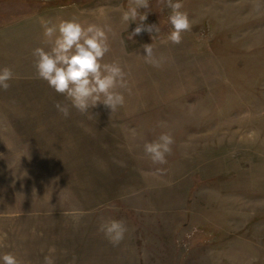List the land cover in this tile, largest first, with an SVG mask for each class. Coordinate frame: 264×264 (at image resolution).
<instances>
[{"label":"rangeland","instance_id":"obj_1","mask_svg":"<svg viewBox=\"0 0 264 264\" xmlns=\"http://www.w3.org/2000/svg\"><path fill=\"white\" fill-rule=\"evenodd\" d=\"M192 22L166 38L170 10L150 0L142 32L128 0H0V255L44 264H264V0H181ZM108 24L130 93L115 112L81 114L38 79L43 25ZM157 37L153 40V37ZM153 44L160 68L145 63ZM69 104L65 118L55 107ZM173 137L167 163L143 145ZM121 220L113 246L99 230Z\"/></svg>","mask_w":264,"mask_h":264},{"label":"clouds","instance_id":"obj_2","mask_svg":"<svg viewBox=\"0 0 264 264\" xmlns=\"http://www.w3.org/2000/svg\"><path fill=\"white\" fill-rule=\"evenodd\" d=\"M159 4L170 10L168 21L171 31L166 40L172 44L182 42V34L190 31L192 22L189 14L183 11L181 0H158ZM150 0H128V7L122 11L121 21L128 26L136 22L137 26L128 36H134L147 31H155L160 35V27L145 25L147 12L140 9H149ZM44 44L33 50L34 68L38 79L47 82L56 93L63 95L70 106L79 113H89L91 108L102 103L106 108L115 112L125 103L124 94L119 89L128 88L126 73L118 62L106 63L104 57L110 52L109 33L111 26L105 24H84L75 17L60 20L59 23L47 21L43 25ZM157 37H153V40ZM147 53L145 63L160 68L163 58L154 55L153 44L143 45ZM14 73L9 67L0 69V88L7 91L9 81L13 80ZM56 109L67 118L70 114L69 104L57 103ZM173 137L169 133H162L157 139L145 142V155L154 164H166V157L172 153ZM99 230L113 246H118L124 239L127 228L121 220L102 222ZM49 254L44 257V264H55L56 248L50 247ZM0 264H24L15 254L8 252L0 255Z\"/></svg>","mask_w":264,"mask_h":264}]
</instances>
